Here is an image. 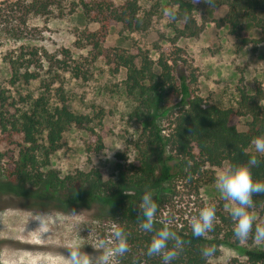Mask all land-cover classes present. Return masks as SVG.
I'll list each match as a JSON object with an SVG mask.
<instances>
[{
	"label": "trees",
	"instance_id": "obj_1",
	"mask_svg": "<svg viewBox=\"0 0 264 264\" xmlns=\"http://www.w3.org/2000/svg\"><path fill=\"white\" fill-rule=\"evenodd\" d=\"M139 1L125 0L116 5L110 0H80L78 6L71 4L68 13L72 14L76 6L83 18L99 26L94 33H87L91 39L89 43L98 47L97 41L92 42L93 38H105L113 25H121L132 32L144 31ZM173 3L178 9V17L184 22L181 34L188 32L189 36H196L198 30L192 17V0H173ZM221 6L226 8L222 22L232 34L239 32L242 23H246L261 32L262 38L254 44L264 43V18L259 17L264 12V0H215L210 8ZM54 11H60L58 15L64 16L61 0H0V31L19 38L25 35L31 16L48 17ZM185 13L190 15L187 22L183 19ZM247 41L243 40L242 44ZM38 53L35 48L20 47L18 55L9 59L11 86L28 85L37 80L42 59L49 68L52 67L47 54L39 56ZM109 57L108 65L114 73L119 69L125 71L124 91L135 105L131 116L139 133L132 142L135 152L132 161L120 156L115 166V179L107 181L102 180L97 170L63 179L52 171L44 172L50 157L62 148L63 135L69 127L86 129L95 139L93 151L98 153L102 149L100 136L90 126L94 118L70 110L60 89L56 90L58 101L51 104L49 84L34 98L19 96L10 103L0 92V140L13 146L2 173L6 177L0 182V197L18 200V207L23 209H37L43 203L37 190L47 187L58 193L51 196L50 201L66 207L54 210L94 208L125 230L129 250L119 258L121 264H161L159 256L146 255L152 234L142 231L137 221L140 198L145 190H150L158 205L154 228L168 224L185 241L183 251L172 264H215L213 260L219 256L222 246L237 250L245 258L244 264H264V249L251 246L252 233L247 239L248 247L242 246L241 240L233 235V221L225 210V201H216L213 230L201 238L191 235L192 218L175 222L169 210L174 179L185 181L197 196L200 180L207 170L212 173L210 181L214 182L216 170L229 163L245 162L255 154L249 147L256 136L264 134V107L249 106L251 121L245 131H239L238 125L244 114L233 108L209 104L201 98L197 93L195 71L183 60L179 49L173 47L172 51L166 50V54L161 52L156 60L138 49L133 54L121 51ZM54 62L58 63L57 60ZM62 65V69L73 77H81L79 67H69L66 62ZM245 99L241 96L240 102ZM99 114L102 115L101 110L95 118H99ZM161 117L168 120L166 130L160 126ZM256 155L259 163L252 169L253 179L264 182V157ZM250 211L257 215V223L262 222L264 193L253 195ZM209 245L215 246L217 251L206 261L199 250Z\"/></svg>",
	"mask_w": 264,
	"mask_h": 264
},
{
	"label": "rangeland",
	"instance_id": "obj_2",
	"mask_svg": "<svg viewBox=\"0 0 264 264\" xmlns=\"http://www.w3.org/2000/svg\"><path fill=\"white\" fill-rule=\"evenodd\" d=\"M79 1L61 0L64 16L58 15L60 11H54L48 17L31 16L27 20L25 35L19 38L0 31V92L8 98V102L25 95L34 98L43 91V86L49 84L50 103L56 104L59 94L56 90L60 89L70 110L94 118L90 126L101 138L102 149L95 153L94 137L86 129L69 127L63 135L62 148L50 157L44 172L52 171L63 179L97 170L103 181L114 180L120 156L128 161L135 157L132 142L139 133V127L131 116L135 105L124 91L125 71L119 69L114 73L108 65L109 56L113 53L125 51L133 54L138 49L156 60L161 52L166 54V50L172 51L173 47L179 49L183 60L195 71L198 95L209 104L233 108L244 114L238 125L239 131H245L251 121L249 106L264 107V43L254 44L262 38L261 32L242 23L240 31L232 34L222 22L225 7L212 9L203 0L197 3L192 0V17L198 33L191 37L188 32L181 34L184 25L181 18L171 21L163 16V8L175 6L173 0H140L144 31L132 32L121 25H113L105 38H93L92 42H98V47H94L93 43H89L91 39L87 33H94L99 26L83 18L76 7ZM110 1L117 5L125 0ZM71 4L76 6L69 15ZM259 17L264 18V12ZM243 40L248 41L242 44ZM20 47L35 48L39 56L46 53L47 58L52 60V67L49 68L42 59L37 80L28 85L17 83L11 86L8 61L18 55ZM65 62L69 67H79L81 77L75 78L64 71L62 64ZM154 72L158 73V70L154 68ZM241 96L247 98L242 103ZM99 110L102 115L95 118ZM159 122L162 129L168 128L166 117H161ZM11 150L12 145L0 140V182L5 180L6 176L2 173ZM249 151L254 152L253 145ZM207 172L200 180L197 196L182 179L176 178L171 182L172 203L169 210L172 220H189L198 214L200 207L221 200L214 182L209 179L212 173ZM37 192L43 198L37 209H23L18 207V200L0 197V264H61L64 255H67V245L73 239L79 240L82 251L90 256L101 253L97 245L101 240L107 242L111 239V228L115 224L113 219L100 215L99 210L94 208H70L62 212L66 207L50 201L51 196L58 194L56 191L41 187ZM21 233L26 236L18 235ZM41 234L51 238L46 243L56 246L55 253L46 251L31 255L21 247L26 243L24 241H45ZM241 245L249 246L247 240L241 241ZM251 246L264 249V244L255 241ZM39 257L44 260H37ZM120 257H116L113 264H121ZM244 261L245 258L237 250L227 246L220 247L219 256L213 260L215 264H244Z\"/></svg>",
	"mask_w": 264,
	"mask_h": 264
},
{
	"label": "clouds",
	"instance_id": "obj_3",
	"mask_svg": "<svg viewBox=\"0 0 264 264\" xmlns=\"http://www.w3.org/2000/svg\"><path fill=\"white\" fill-rule=\"evenodd\" d=\"M200 0H193V3ZM204 3L214 6L215 0H203ZM163 16L174 21L178 18V9L175 6L163 8ZM183 19L187 22L190 15L185 13ZM255 154L250 155L247 161L221 167L215 174L214 187L224 207L228 210L233 221V235L237 240L246 241L252 233L257 244H264V222L257 223V217L250 211L253 207V195L264 193V182L255 181L252 169L259 163L257 155L264 156V134L256 136L251 141ZM119 149V148H114ZM137 221L139 228L152 234L146 247V255L159 256L161 264H172L183 251L185 241L170 229L168 224L154 228V217L158 205L150 190H145L138 205ZM216 220V204L214 202L202 207L196 216L191 219V235L194 238L204 237L211 232ZM97 247L102 250L95 257L82 251L79 240L73 239L67 245V255H64L61 264H113L116 257L124 255L129 250L127 233L118 226L111 228V239L101 240ZM200 256L206 261L215 256L217 251L213 245L204 246Z\"/></svg>",
	"mask_w": 264,
	"mask_h": 264
},
{
	"label": "bare ground",
	"instance_id": "obj_4",
	"mask_svg": "<svg viewBox=\"0 0 264 264\" xmlns=\"http://www.w3.org/2000/svg\"><path fill=\"white\" fill-rule=\"evenodd\" d=\"M18 235H20V236H26V234L25 233H21V234H18ZM41 235H43L44 237H45V241H39V242H29V241H24V242H26V243H24V245L23 246H21V247H23L24 248V250L25 251H27V252H29V254H31V255H33V254H35L36 252H38V253H42V252H49V253H55L57 250L55 249V247L56 246H54V245H49V244H47L46 242H49L50 240L49 239H51V238H49L48 239V237L45 235V234H41ZM30 236V235H29ZM36 236V235H35ZM43 236H42V238H43ZM34 237V236H33ZM38 237V236H37ZM29 238V237H28ZM31 238V237H30ZM53 238V237H52ZM22 239V238H21ZM34 239V238H33ZM32 239V240H33ZM31 241V240H30ZM34 241V240H33ZM60 244H62V243H60ZM66 245V244H65ZM59 247V246H58ZM39 255V254H38ZM49 255V254H48ZM57 255V254H56ZM55 256V255H54ZM62 256V255H61ZM49 257V256H48ZM52 257V256H51ZM40 258V257H39ZM57 258V257H56ZM46 259V258H45ZM48 259V258H47ZM46 259V260H47ZM37 260H44L43 258H40V259H37ZM36 260V261H37ZM45 260V261H46ZM55 263V262H54Z\"/></svg>",
	"mask_w": 264,
	"mask_h": 264
}]
</instances>
